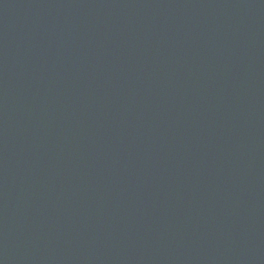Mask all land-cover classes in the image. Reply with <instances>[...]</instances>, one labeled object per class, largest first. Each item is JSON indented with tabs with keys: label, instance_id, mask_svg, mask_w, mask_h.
<instances>
[{
	"label": "water",
	"instance_id": "95a60500",
	"mask_svg": "<svg viewBox=\"0 0 264 264\" xmlns=\"http://www.w3.org/2000/svg\"><path fill=\"white\" fill-rule=\"evenodd\" d=\"M0 264H264V0H0Z\"/></svg>",
	"mask_w": 264,
	"mask_h": 264
}]
</instances>
